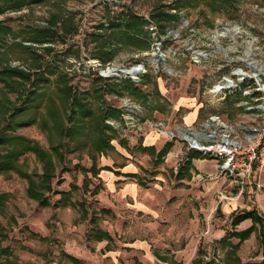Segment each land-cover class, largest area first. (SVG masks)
<instances>
[{"label":"rangeland","instance_id":"374dc122","mask_svg":"<svg viewBox=\"0 0 264 264\" xmlns=\"http://www.w3.org/2000/svg\"><path fill=\"white\" fill-rule=\"evenodd\" d=\"M257 52L264 65V0H0V136L28 138L52 160L50 205L29 198L16 172L0 174V247L25 264H73L66 254L81 264H258V226L235 252L227 242L250 224L233 225L232 212L264 219V169L262 187L220 172L215 187L192 165L206 159L216 171L215 160L169 135L190 114L197 129L211 114L238 124L241 91H209L237 67L255 72ZM136 65L134 76L108 75ZM18 162L43 172L34 153ZM95 229L111 240L91 238Z\"/></svg>","mask_w":264,"mask_h":264},{"label":"built area","instance_id":"2783aa9c","mask_svg":"<svg viewBox=\"0 0 264 264\" xmlns=\"http://www.w3.org/2000/svg\"><path fill=\"white\" fill-rule=\"evenodd\" d=\"M257 55L258 52L255 57L262 70L249 63L251 68L256 69L255 72L250 73L237 67L240 73L233 71L235 78L224 76L217 84L221 87L220 95L217 96L219 99L237 89L241 91L244 99L240 105L244 112L239 114L238 124H232L225 117L211 114L200 128H194L192 125L178 126L175 132L169 131V135L171 138L187 140L189 149L215 160L220 174L233 178L238 184H244L252 175V180L258 188L262 187L260 179L264 169V65L260 63L261 59ZM136 68L140 69L139 66ZM248 78L254 80L253 85L241 88L243 81ZM214 87L215 85L211 89Z\"/></svg>","mask_w":264,"mask_h":264},{"label":"trees","instance_id":"16d2710c","mask_svg":"<svg viewBox=\"0 0 264 264\" xmlns=\"http://www.w3.org/2000/svg\"><path fill=\"white\" fill-rule=\"evenodd\" d=\"M100 134L103 133L102 129L99 131ZM8 141L10 143V146L8 147L7 151L3 154H0V174H9L10 172H16L19 176L24 177L27 181V188L26 193L27 196L31 199H34L38 201L40 204L43 205H50V199L48 195L45 194V191L51 190V173H50V164H51V157L49 152H47L45 149L41 148V146L22 136H14L12 138H7L5 135L0 136V146L4 143V141ZM100 144L103 143V146L109 145V143L104 139H99ZM172 146L171 142H166L164 146L157 152V156H163L165 155L170 147ZM53 149H56L53 147ZM151 150L153 148L150 147ZM28 152L34 153L38 159L43 164V172L41 175H38L37 177L33 176V174L21 169L20 164L18 162V158L21 155H24ZM127 176H137L136 174L127 173L125 174ZM8 194L1 192L0 193V211L3 210L6 206V202L8 201ZM219 209V205L217 206V210ZM231 222L234 225L239 224L245 219H251L252 224L243 230H233L230 233V236L235 237L238 239L237 243H231L227 242L231 245V251L235 252L241 243L246 240L252 232H254L258 226V231L260 233V243L261 246L264 248V236L262 235L264 232L263 224L264 219L262 218L261 214L258 213L255 209L251 210H241V211H234L231 213ZM263 229V231H262ZM2 230H4V227L0 223V238L4 237L2 234ZM90 237L94 238L95 240L101 241V240H111V236L104 231H101L100 229H95L92 232H90ZM227 241V238L223 239V241ZM66 257L73 263V264H81V261L73 257L71 255H67ZM4 258V259H2ZM0 264H25L22 262H19L16 258L13 257V253L11 249L7 246L0 247ZM258 264H264V253L262 254V259Z\"/></svg>","mask_w":264,"mask_h":264},{"label":"crops","instance_id":"0c3cea01","mask_svg":"<svg viewBox=\"0 0 264 264\" xmlns=\"http://www.w3.org/2000/svg\"><path fill=\"white\" fill-rule=\"evenodd\" d=\"M194 115L190 114L187 118H184V125L185 126H190L191 125V121L193 119ZM171 152V151H170ZM169 152V153H170ZM170 154H168V157H167V161L170 160ZM206 159H194L192 161V165L194 166L196 172H202V173H206V174H210L211 178H214L215 177V180H213V186L217 187V184H218V180H221L222 177L220 178L219 177V171L218 170H214V168H211L213 166H210V165H207V164H204L203 162L205 161ZM210 161V160H209ZM211 168L212 170H209L208 168ZM132 170H127L126 172H130ZM216 172V173H214ZM215 174V175H214ZM262 176V175H261ZM223 182V181H222ZM221 184V182H220ZM217 191H218V188H217ZM260 197V196H259ZM257 198V199H260V198ZM258 212V211H257ZM259 213V212H258ZM245 220H249L250 224L246 227L248 228L251 224H252V221L251 219H245ZM243 220V221H245ZM242 221V222H243ZM241 223V222H240ZM245 229V228H244ZM243 230V229H242Z\"/></svg>","mask_w":264,"mask_h":264},{"label":"bare ground","instance_id":"6f19581e","mask_svg":"<svg viewBox=\"0 0 264 264\" xmlns=\"http://www.w3.org/2000/svg\"><path fill=\"white\" fill-rule=\"evenodd\" d=\"M227 32H232L234 35H236V33H238V29H236V28L235 29H230V30H227ZM250 55H251V57L249 59L253 63V66H254L256 64V60H255L254 55H253L252 52H251ZM257 68H259V70L262 69L261 65H259V67H257ZM137 72H138V70L135 67H133V68H122V69H115V70L109 71L108 75H111V76H121L122 75V76H124V75L127 74V75L134 76L135 74H137ZM237 73H240V71H237ZM217 84L215 85V87L213 89H211L209 91L211 96H214V97L219 96V94H220L219 89L221 87H219Z\"/></svg>","mask_w":264,"mask_h":264},{"label":"water","instance_id":"95a60500","mask_svg":"<svg viewBox=\"0 0 264 264\" xmlns=\"http://www.w3.org/2000/svg\"><path fill=\"white\" fill-rule=\"evenodd\" d=\"M234 27H238L237 25H234ZM225 29H227V28H225ZM225 29H224V31H221L220 33H218L217 31L215 32V35H220L221 37H226V34H225ZM153 56L155 57L156 56V54H154L153 53ZM102 76H105L106 74L105 73H103V72H101L100 73Z\"/></svg>","mask_w":264,"mask_h":264}]
</instances>
